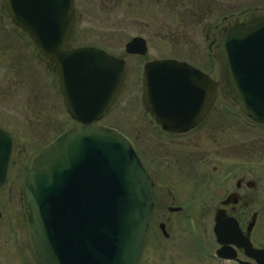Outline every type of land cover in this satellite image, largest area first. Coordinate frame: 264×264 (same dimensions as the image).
I'll use <instances>...</instances> for the list:
<instances>
[{
    "label": "water",
    "instance_id": "95a60500",
    "mask_svg": "<svg viewBox=\"0 0 264 264\" xmlns=\"http://www.w3.org/2000/svg\"><path fill=\"white\" fill-rule=\"evenodd\" d=\"M5 8L55 64L67 111L82 124L35 157L23 180V209L37 264H138L154 185L125 136L93 125L119 94L124 62L93 48L64 50L73 0H6ZM126 48L131 53L145 50L139 38ZM215 54L222 94L264 124V16L229 25ZM215 94L209 76L185 62L156 60L145 66L143 104L165 130L191 128L207 113ZM15 157L13 133L0 128V187L12 175ZM215 222L219 243L238 240L256 257L258 251L247 240L240 242L234 219L218 211Z\"/></svg>",
    "mask_w": 264,
    "mask_h": 264
},
{
    "label": "rangeland",
    "instance_id": "374dc122",
    "mask_svg": "<svg viewBox=\"0 0 264 264\" xmlns=\"http://www.w3.org/2000/svg\"><path fill=\"white\" fill-rule=\"evenodd\" d=\"M147 1L115 0L110 14L103 17L95 11L88 13L78 21V28L83 32H113L114 39L111 40L120 44L134 35L146 33L151 37L149 44L152 48L148 58L173 57L201 63L208 72V64L213 62L214 68L210 72L218 76L213 49L220 40V32L230 23V18L222 20L221 17L232 8L176 6L162 1ZM81 36V39L90 37ZM202 47H205L204 53ZM126 61L128 66L123 92L101 123L127 133L147 163L145 157L151 159L149 157L157 153L159 145L167 144L169 140L149 128V120L140 106L137 66L141 65L142 60L129 56ZM220 106L216 110H225ZM227 109L235 112L236 118L222 119L214 139L205 131L199 140L195 136L196 142L192 137L183 141L188 142V155L197 156L193 162L182 164L184 173L190 174L202 167L198 161L200 152L205 153L208 171L217 167V172L213 173L215 175L223 174L229 165L254 164L262 168L264 130L253 127L252 123L251 127L249 124L245 126L237 106L227 104ZM0 126L17 135L18 152L23 164L46 142L76 126L59 97L56 72L21 32L0 37ZM147 164L148 169H152ZM165 165L169 174V165ZM20 185L13 180L0 189V264H36L29 247ZM218 200L220 197H216L214 202ZM256 200H263L262 192H258ZM165 201L163 199V205L161 203L154 213L139 264H218L214 253L217 245L212 232L214 212L186 218L169 214L165 210ZM159 223L166 224L169 238L162 236ZM257 240L261 241L260 238Z\"/></svg>",
    "mask_w": 264,
    "mask_h": 264
},
{
    "label": "flooded vegetation",
    "instance_id": "af4514ba",
    "mask_svg": "<svg viewBox=\"0 0 264 264\" xmlns=\"http://www.w3.org/2000/svg\"><path fill=\"white\" fill-rule=\"evenodd\" d=\"M153 1H155V3H160L162 1L164 3H169V5L176 6H228L232 8V11L224 15L223 18H230L231 23L243 21L248 17L264 15V0H223L221 3L218 2V0ZM146 2L148 1L145 0V3ZM4 4L5 0H0V37L2 38L5 37L7 33L14 35L15 32H20L19 29L12 24L11 18L5 11ZM114 4L115 0H74L73 10L75 19L65 49H72L81 46L96 47L108 52L109 54L117 56L118 58L124 59L125 68L128 66L126 57H137L142 60L141 65L137 66V71L139 72L137 90L140 92V106L142 107L144 115L149 120V128L156 134L164 137L165 140H169L167 143L168 145H159L157 153L154 156L149 157L151 159L145 157L147 163H149L152 169H148V164L144 161L143 156L137 148L141 161L148 170L155 185L154 213L157 210V207L161 206V203L163 205V199L164 201L166 200L164 206L165 210L169 212V214H179L185 216L186 218L189 216H199L214 212V221L215 214L218 211H223L225 215L237 220L242 236L249 239L253 248L264 250V165L261 169L259 165L254 166V164H247L245 166L229 165L226 167L223 174L215 175L213 173L217 172V167H213L212 171H208L205 165V153L200 152V155H198V161L201 162V168L193 171V173L187 174L184 173L185 170L182 166V164L187 165L197 158L196 155H188V142L183 141L192 137V139L196 142L197 139L195 136H198L199 140V136L204 135L205 131H207L206 135H210V138L214 139L216 134L215 132L221 127L217 126L220 124L222 119L236 118L235 112L227 109V104L235 106V103L229 99L223 98L220 93L219 77L214 76L213 73H211V77L217 82L218 92L213 106L207 115L200 119L189 131H164L144 110L141 101L144 66L149 61L156 59V57L148 58L150 50L152 49L149 44L151 37H148L146 33L135 35L142 37L145 40V52L143 55H128L125 53V42L120 44L119 41L117 42L115 40H111L114 39L113 32H83L78 28V21L84 16L86 17L88 13L95 11L103 17L107 16V14H110V10L113 9ZM147 6L148 5L146 4V7ZM148 7L147 9H149ZM82 34L90 37H84L85 39H81ZM196 67L203 70V66L200 64H196ZM123 86L119 97L123 92ZM119 97L117 101L119 100ZM217 106L225 107V110H216ZM105 117H103V119H101L97 124L109 126L108 124L101 123ZM134 145L136 146L135 142ZM226 151L228 150L226 149ZM22 162L24 161H21L20 154L18 152L17 140L16 166L9 182H13V180L15 183L22 182V179L27 172L29 161H26L25 164ZM165 164L169 165V174H167L168 166ZM260 171L261 173H259ZM258 192H262L263 194V200L261 201L256 200ZM216 197H220L218 202H214ZM168 200L169 205L167 204ZM207 200L211 203H208ZM257 238H260L261 241H258ZM216 245L217 246L214 249L215 252L221 248L217 242ZM226 248L227 249L224 250L223 253L230 258L218 259V264H257L252 257H249L245 253V250L242 247H238L237 240L226 246Z\"/></svg>",
    "mask_w": 264,
    "mask_h": 264
}]
</instances>
